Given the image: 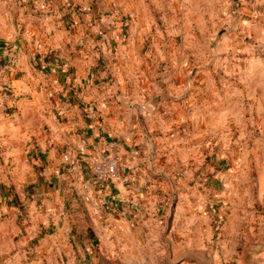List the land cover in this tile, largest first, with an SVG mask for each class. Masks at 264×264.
<instances>
[{"label":"rangeland","instance_id":"1","mask_svg":"<svg viewBox=\"0 0 264 264\" xmlns=\"http://www.w3.org/2000/svg\"><path fill=\"white\" fill-rule=\"evenodd\" d=\"M55 1L0 0V29L16 30L19 47L26 27L41 28L54 14ZM61 1L83 2L64 13L61 27L73 36L75 19L81 26L83 17L98 24L113 19L107 39L97 33L100 80L115 81L122 69L145 74L139 95L146 103L115 107L133 111L145 129L150 112L172 129V119L182 116L177 145L161 137L157 150L143 134L145 184L163 222L154 226L157 233L135 229L138 246L111 251L106 231L83 248L70 217L64 229L45 235L44 211L35 212L34 224L2 212L0 264H264V0ZM11 41H0V52L11 50ZM100 91L113 96L107 87ZM113 92L131 96L127 89ZM202 114H214L215 122L191 146L186 119Z\"/></svg>","mask_w":264,"mask_h":264},{"label":"crops","instance_id":"2","mask_svg":"<svg viewBox=\"0 0 264 264\" xmlns=\"http://www.w3.org/2000/svg\"><path fill=\"white\" fill-rule=\"evenodd\" d=\"M185 1L193 4L196 0ZM80 3L83 2L57 0L54 14L41 20V28L26 27L19 47L16 41L14 44L16 30L0 29V41L12 40L11 50L0 52V215L2 212L10 217L19 215L34 224L35 212L42 210L45 235L64 229L65 218L70 217L83 248L93 247L98 241L96 236L106 231L105 236L112 239L105 241L112 251L133 242L138 246L135 229L147 232L149 228L148 232L157 233L154 226L160 228L162 211L156 208L157 199L147 192L150 188L145 184L143 134L147 130L158 145L157 150L161 137L169 136L167 141L177 145L180 135L176 128L182 116L172 119L177 123L172 129L171 123L167 127L155 112H150L145 118L150 121L145 129L131 114L133 111L115 107L120 103L145 104L139 90L146 88L148 81L139 69L131 73L125 69L114 72L115 81L100 80L103 72L98 67L102 60L97 33L101 31L102 40L107 39L113 19L98 24L87 23L89 18L83 17L84 26L75 19L78 23L73 29L78 32L73 36L61 24L65 11ZM61 33L63 39L59 40ZM79 43L84 48H77ZM6 55L10 63L3 65L7 61L1 60ZM105 87L112 89V97L101 95L100 89ZM115 88L127 89L126 94L131 96L115 95ZM213 115L186 119L192 121L184 129L191 146L195 145L197 133L207 132L209 122H215ZM196 121H202L201 129L193 124ZM82 146L97 156L117 154L123 174L131 176L127 185L114 182L99 191L109 206L96 217L88 213L81 199V178L89 180L84 167L86 157L79 155ZM66 157L75 165L67 162ZM18 210L25 214L20 215ZM48 216L53 218L51 225Z\"/></svg>","mask_w":264,"mask_h":264},{"label":"built area","instance_id":"3","mask_svg":"<svg viewBox=\"0 0 264 264\" xmlns=\"http://www.w3.org/2000/svg\"><path fill=\"white\" fill-rule=\"evenodd\" d=\"M118 11H115L117 13ZM79 155L85 156V170L89 174V180L81 178L80 185L81 199L88 213L92 216H100L109 206V201L100 196L99 191L104 186L118 182L127 185L131 181V176L123 174L120 166V157L115 153L94 155L86 146L79 148ZM66 161L70 164L69 157Z\"/></svg>","mask_w":264,"mask_h":264},{"label":"water","instance_id":"4","mask_svg":"<svg viewBox=\"0 0 264 264\" xmlns=\"http://www.w3.org/2000/svg\"><path fill=\"white\" fill-rule=\"evenodd\" d=\"M185 257V256H184Z\"/></svg>","mask_w":264,"mask_h":264}]
</instances>
